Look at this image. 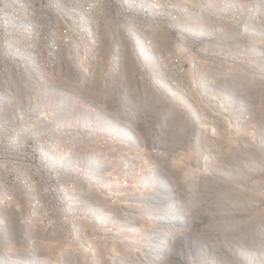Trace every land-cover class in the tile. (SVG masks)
Here are the masks:
<instances>
[{"label": "rangeland", "instance_id": "rangeland-1", "mask_svg": "<svg viewBox=\"0 0 264 264\" xmlns=\"http://www.w3.org/2000/svg\"><path fill=\"white\" fill-rule=\"evenodd\" d=\"M75 21L70 34V26L59 27L57 56L28 58L42 72L12 74L11 83L20 89L27 85L17 95L31 102L50 101L54 92L65 90L77 107L93 112L87 122L66 120L60 128L48 116L57 117L49 104L21 108L31 114L38 107L43 114L39 126L48 130L38 132L43 147L50 145L51 130L56 141L73 130L77 141L86 139L101 152L102 178L79 183L85 180L89 190L103 195V208L119 218L111 223L93 211L68 212L75 202L66 199L65 190L55 193L80 172L73 167L86 161L80 149L79 160L73 157L66 167L50 165L47 182L17 155L12 170L28 178L22 189L26 207L23 211V203L11 200L17 217L0 218V237L9 226L15 227L12 238L18 235L5 245L0 240V260L23 254L27 262L5 264H264V239L256 230L264 223V0H95L92 11ZM198 25L209 29L207 35ZM137 45L147 58L140 57ZM210 69L213 74H207ZM239 84L248 85L241 90ZM240 92L249 93L248 99ZM142 93L161 105L143 106ZM35 119L30 117V127ZM55 140L50 146L56 150ZM250 152L258 156L253 159ZM37 158L33 153L29 163ZM176 211L181 221L176 222ZM247 231L254 244L241 241ZM68 255L80 258L69 263L74 258Z\"/></svg>", "mask_w": 264, "mask_h": 264}, {"label": "built area", "instance_id": "built-area-1", "mask_svg": "<svg viewBox=\"0 0 264 264\" xmlns=\"http://www.w3.org/2000/svg\"><path fill=\"white\" fill-rule=\"evenodd\" d=\"M94 1L0 0V218H9L7 211H10L9 215L14 213V216L17 217L18 213L14 204L23 203V211L26 207L27 196L22 194V189L26 188L28 178L26 175L18 174L12 170L15 168L14 159L17 155L24 158L27 169H37L38 179L41 177L46 182L50 180L47 171L51 169V166L55 169L57 164L61 163L62 165L61 156H63L57 149L48 150L51 148L48 145L46 146L48 148L43 147L38 140L40 129L38 130L37 124L39 125L43 119V114L40 113L39 108L37 107V111L32 110L31 114H29V110L21 109L23 105L33 104V106H37L47 103L51 106L52 112H57L60 103L53 99L43 101L40 98L33 99L31 102L28 98L19 97L17 94L25 93L27 85H23L22 89L15 90V85L11 83L12 74H30L43 71L44 68L38 66L36 60L29 62L28 58L57 56L56 43L58 42L59 27L70 26L68 32L70 34L76 22L75 17L92 11ZM34 42H39V45ZM43 43H49L50 48H45ZM17 60H20L21 64L14 66ZM50 115L56 118L54 113ZM32 116H36V119L31 121L36 122L34 127L29 126V119ZM28 136L31 137L30 140H26ZM58 150L62 151L59 148ZM33 153L38 155L37 163H29L33 161L30 159ZM64 155L67 156V152ZM70 183L72 182L65 183L63 187L59 186L60 188L55 193L65 190L63 195L73 203L76 202L75 198L78 196H75L74 186L69 185ZM56 184L60 185L59 179ZM120 185L121 181L115 186L116 191ZM103 190H105L104 186ZM60 198L57 199L59 204ZM85 198L88 200V197ZM11 200H14L15 203L9 204ZM73 205L67 207L68 212L73 210ZM74 211L81 215L90 213V211L84 212L79 209ZM96 214L100 218L107 215L103 209H99ZM113 214L114 212L111 216ZM10 230L11 228H7L0 240L5 239ZM14 239H18V235ZM14 239H5L4 245L14 241ZM11 261L16 263L27 262V259L23 254L15 255L14 257H5L0 260V263L5 264Z\"/></svg>", "mask_w": 264, "mask_h": 264}, {"label": "bare ground", "instance_id": "bare-ground-1", "mask_svg": "<svg viewBox=\"0 0 264 264\" xmlns=\"http://www.w3.org/2000/svg\"><path fill=\"white\" fill-rule=\"evenodd\" d=\"M209 16V15H208ZM205 17V16H204ZM208 18H210V17H208ZM198 24H200V22H198ZM218 23H214V24H212V25H214V26H212V28H217L218 27V25H217ZM176 25V24H175ZM176 26H179V25H176ZM199 26V28H201V31H202V34H203V32H205L206 33V35H207V33H208V31H209V29H206V30H204L205 28L203 27H201V25H198ZM182 27V26H181ZM130 28H132V27H130ZM183 28V27H182ZM182 28H181V30H182ZM186 28V27H185ZM185 28H183V29H185ZM193 28V27H192ZM195 31H197L198 32V30H196L197 29V27H194L193 28ZM129 30V29H128ZM185 30H187V28L185 29ZM230 30V29H229ZM229 30H227V31H229ZM213 31H214V29H213ZM150 33V32H149ZM157 33V32H156ZM156 33H154V34H156ZM152 34V33H151ZM159 34V33H158ZM166 34V33H165ZM153 35V34H152ZM203 36H204V34H203ZM141 37V36H140ZM158 37V36H157ZM160 37V36H159ZM211 37H213V36H211ZM147 38H148V36H147ZM168 37H166L165 39H167ZM209 38V37H208ZM216 41H219V40H216ZM220 41H221V39H220ZM140 42V41H139ZM145 43H142V50L143 51H145L146 50V41H144ZM137 43V42H136ZM141 43V42H140ZM149 43V42H148ZM218 44H220L219 42H218ZM263 46V45H262ZM137 47H138V45H137ZM167 48V47H166ZM116 49V48H115ZM264 49V48H263ZM124 50V49H123ZM123 50L121 49V50H119V52L122 54L123 53ZM112 51V50H111ZM114 51V50H113ZM148 51H149V49H148ZM148 51H147V53H148ZM115 52V51H114ZM125 53V52H124ZM138 53L140 54V57H145V56H143L140 52H139V47H138ZM150 54V53H149ZM149 54L147 55V56H149ZM126 55V54H125ZM101 56V55H100ZM119 57V56H118ZM127 58V57H126ZM145 58H147V57H145ZM149 58V57H148ZM142 59V58H141ZM125 61V60H124ZM127 62V61H126ZM130 62V60L128 61V63ZM123 66H126V64L125 65H123ZM146 67V66H145ZM59 71V70H58ZM123 71H126V68H122V73H123ZM109 72V71H108ZM210 72H211V74H213V71H211V69L210 70H207V74H210ZM206 73V72H205ZM215 73V72H214ZM216 74V73H215ZM113 77V76H112ZM224 77V76H223ZM226 77V76H225ZM13 78H14V76L12 75V80H13ZM227 78V77H226ZM213 79V78H212ZM230 80V79H229ZM238 84H236V85H234V86H237ZM246 85H248V84H239V87H240V89L241 90H245V88H246ZM48 86L51 88V90H52V92H54L55 91V88H54V83H49L48 84ZM131 86V85H130ZM144 86V85H143ZM211 86V85H210ZM15 90H19L20 88H19V85H15ZM77 88V87H76ZM223 88H225V87H223ZM222 89V88H221ZM228 89H229V87H228ZM54 90V91H53ZM223 90H225V89H223ZM228 93V92H227ZM229 93H231V91L229 92ZM141 95H143L144 96V98H142L141 99V103L143 104V106H146L147 104H157V105H161V101L158 99V98H152V95H151V93H147V94H144V93H142ZM240 95L241 96H243L244 98H246V99H248V96H249V93L248 94H244V93H241L240 92ZM53 100H55L57 103H60L59 105H58V109L56 110L57 112H56V114H57V117H56V119L54 120V119H52V118H49V119H52V120H54V121H58V125H57V127H60V128H62L61 127V122H63V121H66V120H69V121H83V122H87L86 121V119H88V117H91V116H95V115H93V112H91L90 110H87L86 109V107H81L80 108V106L79 107H77L74 103H73V101L75 102V98H73V96H70V95H67L66 94V92H65V90H61V91H58V92H54L53 94H52V97H51ZM190 99V98H189ZM144 104H146V105H144ZM169 104V103H168ZM167 105V104H166ZM168 106H170L171 107V105H168ZM173 107V106H172ZM76 111H82V113H80V114H77V112ZM162 112V110H160V113ZM77 114V115H76ZM181 114V113H180ZM188 114V113H187ZM50 114H48V116H49ZM163 115H164V113H163ZM163 115H162V113H161V115L160 116H162V118H163ZM182 115V114H181ZM180 115V118H177V121L179 120V119H183V115L181 116ZM165 116V115H164ZM192 116V115H191ZM106 117H107V115H106ZM106 117H104L103 119H105ZM194 117V116H193ZM65 118V119H64ZM166 118V117H165ZM165 118H163L164 120H165ZM91 119V118H90ZM123 119H124V117H123ZM98 120H100V121H102L100 118L99 119H94V121H98ZM106 120V119H105ZM169 120H172V119H169ZM104 121V120H103ZM123 121V120H122ZM111 124V123H110ZM122 124H124V123H122ZM37 128H38V130L39 129H41V128H45L44 129V131H48L47 130V128H46V126H45V124L43 125V126H39L38 124H37ZM108 129V128H107ZM130 130V129H129ZM52 131V135H53V137H52V140H51V142L49 143L50 145H52L53 144V141L55 140L54 138H55V136H57L55 133H54V131L53 130H51ZM64 131H66V130H64ZM125 131V130H124ZM172 131H174V129L172 130ZM126 132V131H125ZM65 134H66V136H65V138H60V139H57L58 141H56V143H57V146H59L60 148V150H62V151H59L58 149H57V151L60 153V154H63V156H61L62 158H61V161H62V165L63 166H67V164H69L70 162H71V160H72V158L73 157H75L77 160H79V154H76V152L78 151V149H80L83 153H84V157H85V159H86V161H83V160H79V161H77L76 162V165H74L73 167L74 168H76L77 166H79V168L81 169L80 170V172H78V173H76L75 174V179H72L71 181H72V183H70L69 185H71L72 187L74 186V188H75V190H74V194H75V196H78V197H76L75 198V200H76V202L74 203V205H73V207H72V209L73 210H76V209H79V210H81V211H87V210H89V211H93V212H97L99 209H103V210H105V211H107V212H114V210H112L111 208H109L108 206L106 207V208H103V206H105V199L103 198V195H99V194H96V192L95 191H93V189H90L89 190V186L87 187V185H86V181L84 180L83 181V183H79V180L80 179H82V178H89V179H101L102 178V176H103V170H102V168H101V166H102V163H104V159L101 161L100 159H99V157H98V154H97V151L96 150H93L92 148H90V146H88L87 145V143L89 142V141H87L86 139H80V140H82V141H77V139H79L77 136H74V131L73 130H69V131H66L65 132ZM194 134H195V132H194ZM197 135V134H196ZM89 140V139H88ZM157 144V143H156ZM48 145V144H47ZM50 145H48V147H51ZM53 146V145H52ZM48 147H46V148H48ZM238 147V146H237ZM86 148H88V150H86ZM243 148V147H242ZM54 150V147H51V148H48V150ZM238 150H240V149H238ZM67 152V156H65L64 155V153H66ZM99 153H101L100 151H98ZM235 152V151H234ZM251 153V157L254 159V156H256V155H254V153L253 152H250ZM249 153V154H250ZM258 156V155H257ZM234 157H235V155H234ZM260 159V158H259ZM228 161V160H227ZM86 162V164H84ZM220 162V161H219ZM230 162V161H229ZM245 162V161H244ZM246 163V162H245ZM223 164H225V163H223ZM222 164V165H223ZM230 164V163H229ZM106 166V165H105ZM224 167H226V166H224ZM228 169V168H227ZM227 169H226V171H227ZM219 170V169H218ZM115 172V171H114ZM228 172V171H227ZM232 172V171H231ZM235 172V171H234ZM116 174H117V172H115ZM114 173V174H115ZM115 174V175H116ZM224 175V174H223ZM225 175H226V173H225ZM228 175V174H227ZM230 175H232L231 173H230ZM116 176H118V174L116 175ZM228 177V176H227ZM210 178V177H209ZM229 178V177H228ZM231 178V177H230ZM170 183V181L167 179L166 180V184H168V185H170L169 184ZM113 184L111 183V184H109V183H107L106 184V189L107 188H111V191H113L114 192V188H113ZM167 188V187H166ZM114 195L116 196V198L118 199L119 198V188L117 189V191H116V193H114ZM85 197H88V200L85 198ZM159 197V196H158ZM251 197V196H250ZM106 198V197H105ZM160 198H161V196H160ZM249 198V197H248ZM235 199H236V197H235ZM250 200V199H249ZM110 207H112V206H110ZM146 207V206H145ZM152 207H154V205L152 206ZM151 207V208H152ZM149 208H150V206H149ZM150 210V209H149ZM154 211H156V209H154ZM153 210H151V212H154ZM74 212V211H73ZM149 212V211H148ZM177 213V219H176V222L177 221H181L180 220V218H178V217H180L179 215H180V213L178 212V211H176ZM7 213V216L9 217V214H10V211H7L6 212ZM52 214H54L53 212H51ZM168 213H170V210H168ZM172 215H173V213H172ZM14 216V213L12 214V218L14 219L15 218V216ZM174 217V216H173ZM108 221H113L114 219H118L119 218V216H110V215H108L107 214V216L105 217ZM104 218V219H105ZM163 218H165V217H163ZM169 218V217H168ZM5 219V218H4ZM95 220H97V219H95ZM95 220H93L92 222H94V223H96V221ZM102 220V219H101ZM169 220V219H168ZM99 221V220H98ZM112 223V222H111ZM70 225V224H69ZM18 227V226H17ZM16 227V228H17ZM31 227V226H30ZM69 227H71V226H69ZM74 227V226H73ZM15 227H13L12 226V228H11V230H10V232H9V234H8V236L5 238V239H13L12 238V234H11V232H14L15 231V229H14ZM25 228V227H24ZM32 228V227H31ZM68 228V227H67ZM75 228V227H74ZM256 228V226L254 227V226H251V228H250V230H252V229H255ZM9 229H10V226H9ZM68 230H70V228L68 229ZM72 230H73V228H72ZM246 229H244V231H245ZM256 230L258 231V232H260L259 233V235H258V237L257 238H260V239H264V223H263V227H257L256 228ZM27 231H29V229L27 228V230H26V232ZM41 232V231H40ZM60 232V231H59ZM29 233V232H28ZM27 233V234H28ZM151 233V232H150ZM163 233V232H162ZM249 233H250V231L248 232L247 231V236H245V238H238V240H240V239H242L241 241L243 242V240H245V242H249L250 244H254V242H255V240L252 238V237H250L249 236ZM27 234H25L26 236H27ZM48 234V233H47ZM220 234V233H219ZM45 235V234H44ZM57 236H59L58 235V232H57V234H56ZM56 235H54V236H56ZM61 235H63V233L61 234ZM244 235V234H243ZM243 235H239V236H243ZM251 235V234H250ZM26 236H24L25 238H26ZM49 236V235H48ZM248 236H249V238H251V241L249 240V238H248ZM253 236V235H252ZM29 237V236H28ZM27 237V238H28ZM44 237V236H43ZM46 237H47V235H46ZM49 238V237H48ZM53 238V237H52ZM55 238V237H54ZM38 239H39V237H38ZM94 239L95 238H93V241H94ZM24 240V239H23ZM37 241V240H36ZM39 241V240H38ZM91 242V243H93L94 244V242ZM146 241H148L149 242V240H146ZM236 241V240H235ZM263 241V240H262ZM43 242V241H42ZM264 242V241H263ZM34 243H35V241H34ZM45 243V242H44ZM149 243H151V242H149ZM156 243H158V242H156ZM95 244H97V242L95 243ZM159 244V243H158ZM37 246H39L40 248H45V246L44 245H42V244H40V243H38V244H36ZM172 245V244H171ZM142 246V245H141ZM148 246V245H147ZM150 246H151V244H150ZM152 247V246H151ZM166 247V246H165ZM171 247V246H170ZM78 248V247H77ZM143 248V247H142ZM164 248V247H163ZM64 249V248H63ZM92 249V248H91ZM98 249V248H97ZM144 249V248H143ZM150 249V248H149ZM166 249H168V248H166ZM94 250H95V248H94ZM152 250V249H151ZM160 250V249H159ZM98 251V250H97ZM92 252V251H91ZM96 252V251H95ZM94 252V253H95ZM138 252V251H137ZM137 252H136V254H137ZM153 252V251H152ZM168 252V251H167ZM247 252V251H246ZM245 252V253H246ZM94 253L92 252V254H90V255H94ZM150 253V252H149ZM249 253V252H248ZM247 253V254H248ZM63 254V253H62ZM67 254V253H66ZM77 254V253H76ZM96 254V253H95ZM139 254V253H138ZM151 254V253H150ZM165 254V253H164ZM65 255V254H64ZM63 255V256H64ZM120 255H122V254H120ZM176 255V254H175ZM60 256V255H59ZM58 256V257H59ZM67 256V255H66ZM69 256V255H68ZM72 255H70L69 257H71ZM95 256H97V255H95ZM148 256V255H147ZM151 257H152V254L150 255ZM253 256H254V254H253ZM92 257V256H91ZM120 257V256H119ZM132 257V256H131ZM71 258H74V259H70V261H69V263H72V262H74L75 261V258H80L78 255H73V257H71ZM87 258V257H86ZM136 258V257H135ZM175 257H172V260L174 259ZM64 259V258H63ZM146 259V258H145ZM68 260V259H67ZM80 260V259H79ZM87 260V259H86ZM147 260H149V258L147 259ZM225 260V259H224ZM35 261V260H34ZM65 261V260H64ZM85 261V260H84ZM143 261H145V260H143ZM168 261V260H167ZM232 261V260H231ZM231 261H227V263H232ZM63 262V261H62ZM148 262V261H147ZM166 262V261H165ZM169 262V261H168ZM41 263H43V264H45L44 262H41ZM114 263H116V262H114ZM167 263V262H166ZM235 263V261H233V263L232 264H234ZM1 264V263H0ZM63 264V263H62ZM67 264V263H66ZM80 264V263H79ZM107 264H112V262L110 261L109 263H107ZM146 264V263H145ZM148 264V263H147ZM257 264V263H256Z\"/></svg>", "mask_w": 264, "mask_h": 264}]
</instances>
